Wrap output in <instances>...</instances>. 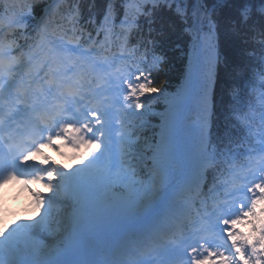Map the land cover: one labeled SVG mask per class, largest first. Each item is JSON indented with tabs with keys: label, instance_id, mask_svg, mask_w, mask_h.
Returning a JSON list of instances; mask_svg holds the SVG:
<instances>
[{
	"label": "snow or ice",
	"instance_id": "snow-or-ice-1",
	"mask_svg": "<svg viewBox=\"0 0 264 264\" xmlns=\"http://www.w3.org/2000/svg\"><path fill=\"white\" fill-rule=\"evenodd\" d=\"M254 2L264 5L0 0V197L13 183L46 190L33 215L0 226V264L22 254L23 264H72L63 254L90 243L97 258L74 264H264V7L253 18ZM234 5L244 59L225 126L194 172L166 180L144 132L183 102V90L153 87L179 47L168 40L178 28L188 63L201 51L218 58L220 18ZM161 97L167 111L154 121ZM67 144L83 151L65 168L44 150L65 155Z\"/></svg>",
	"mask_w": 264,
	"mask_h": 264
},
{
	"label": "trees",
	"instance_id": "trees-1",
	"mask_svg": "<svg viewBox=\"0 0 264 264\" xmlns=\"http://www.w3.org/2000/svg\"><path fill=\"white\" fill-rule=\"evenodd\" d=\"M208 6H212V0H208ZM238 5H234L232 9H225L223 16L220 18V26H219V35H218V49L222 54L221 62L217 59L215 60L216 68L213 70L214 75L212 78L213 84L215 82L214 89V98L215 100H221L222 102H226V98L228 96V88L229 85L232 84L233 80L236 79L235 67L237 65H241L243 63V57L241 55V50L244 45L241 44V40L243 39L242 35H239L237 32L232 31L231 19L236 18L239 20L235 12V7ZM259 7H264L257 2L252 4V12L251 15L253 18L260 15L257 11ZM169 14H166V16ZM239 31L243 32L244 27L239 26ZM186 40L180 38L179 29L175 34H172L168 40V46L171 48L172 44H177L179 47L174 48L169 53V61L167 64L162 65L161 72L156 81V88H166L167 90H177L180 89V84L184 79V76L187 74V69L190 63L187 62V48H186ZM214 50V49H213ZM213 52V51H212ZM212 52H204L202 56L205 54L208 55V59H212ZM202 65V73L206 70L211 69V63H204ZM203 69H205L203 71ZM213 88V86H212ZM167 95V93H166ZM165 105L163 103H159L157 108H164ZM217 109V108H216ZM159 116L160 113L153 116V120H162ZM160 123H153L149 128H147L144 132V135L150 140L157 141L160 136Z\"/></svg>",
	"mask_w": 264,
	"mask_h": 264
}]
</instances>
